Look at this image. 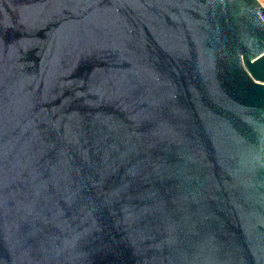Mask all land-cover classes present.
<instances>
[{"label":"water","instance_id":"95a60500","mask_svg":"<svg viewBox=\"0 0 264 264\" xmlns=\"http://www.w3.org/2000/svg\"><path fill=\"white\" fill-rule=\"evenodd\" d=\"M0 264H264L260 0H0Z\"/></svg>","mask_w":264,"mask_h":264},{"label":"rangeland","instance_id":"374dc122","mask_svg":"<svg viewBox=\"0 0 264 264\" xmlns=\"http://www.w3.org/2000/svg\"><path fill=\"white\" fill-rule=\"evenodd\" d=\"M261 1V3L263 4V6H264V0H260Z\"/></svg>","mask_w":264,"mask_h":264}]
</instances>
